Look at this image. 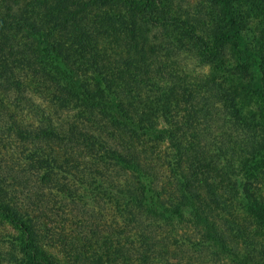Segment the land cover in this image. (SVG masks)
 Masks as SVG:
<instances>
[{
    "label": "trees",
    "instance_id": "obj_1",
    "mask_svg": "<svg viewBox=\"0 0 264 264\" xmlns=\"http://www.w3.org/2000/svg\"><path fill=\"white\" fill-rule=\"evenodd\" d=\"M103 201L113 240L264 264V0H0V264H101L43 221Z\"/></svg>",
    "mask_w": 264,
    "mask_h": 264
},
{
    "label": "rangeland",
    "instance_id": "obj_2",
    "mask_svg": "<svg viewBox=\"0 0 264 264\" xmlns=\"http://www.w3.org/2000/svg\"><path fill=\"white\" fill-rule=\"evenodd\" d=\"M190 69V71L188 70L189 74L194 76L195 74L193 73L200 72V69L196 68L195 64L190 65ZM203 72L205 74L211 75L212 70L206 69ZM250 109L251 111L255 110V104L251 106L249 105L248 111H250ZM167 148L168 147L166 144H161L157 149L158 152L155 155H157L158 157L161 156L162 153H166L168 151ZM119 175L122 174L120 173ZM81 205L78 203L76 204V207L80 206V209L73 215L77 218L72 220V218H69L70 214H67L66 216H68V218L64 219L66 220V222L62 220L61 226L57 225V227H54L55 225H52V223L50 224V222H53V220H51V214L48 215L50 216V219L47 216V219L45 218L47 221H43L45 223V227H47L48 230L52 229L54 230L55 236L58 235V237L56 238L57 241L56 243H54L57 246L58 251L63 249L61 238L64 237L65 239L66 236L68 238V240H66V244L68 242L69 244L72 243L77 250L85 249L86 252H88V255H93L96 259L103 258L101 264H111L113 261L114 263L118 262V264H141V261H143L144 259L145 253H147L146 255H151L152 252L155 253V257L154 260L150 259L148 264H233L232 262H229L225 259H216L209 253H203L199 255L189 250L188 245L185 246V244L188 243V240L186 239H188L189 237L191 238L192 232L189 230L186 223L175 224V227H172L171 224L166 225L165 223L160 222L158 230L159 233H163L164 236L161 238V240H157L154 237L155 235L153 234L156 243L154 245L151 244L150 246L143 247V243L140 244L141 241L139 238H129V232L122 239L119 236V239L113 240L114 235L119 233L120 231H118L117 229L118 222L108 210V206L110 205H107L106 202H100L99 205L97 202H95L94 205H90L93 206V209L90 210H87L88 208L83 209ZM79 222L83 223L82 227L77 226ZM83 227H86V229H84ZM115 227L117 230H115ZM9 231L12 230L4 225L0 226V233H12ZM169 235H173V238L172 246L168 247V245H166L167 242H163V238H167L169 237ZM179 237H183L185 242L181 250L178 249L180 247L176 246V241ZM126 238L127 240H125ZM111 239L114 242H112V244H109V247L115 250L130 248L129 256L123 254L124 252L120 253L119 251V257H122L124 259L116 261L115 258H110V254L106 250V243ZM159 245H162V248H160ZM160 251L164 254V257L161 255ZM207 254H209V256H207Z\"/></svg>",
    "mask_w": 264,
    "mask_h": 264
}]
</instances>
